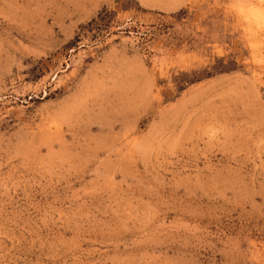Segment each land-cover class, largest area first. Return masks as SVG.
<instances>
[{
	"label": "rangeland",
	"instance_id": "obj_1",
	"mask_svg": "<svg viewBox=\"0 0 264 264\" xmlns=\"http://www.w3.org/2000/svg\"><path fill=\"white\" fill-rule=\"evenodd\" d=\"M0 264H264V0H0Z\"/></svg>",
	"mask_w": 264,
	"mask_h": 264
}]
</instances>
